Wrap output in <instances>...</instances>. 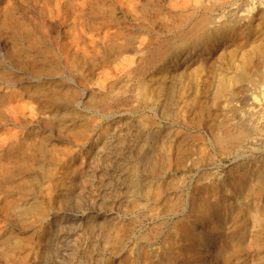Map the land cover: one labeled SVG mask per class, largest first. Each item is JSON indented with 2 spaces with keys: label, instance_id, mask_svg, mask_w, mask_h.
<instances>
[{
  "label": "rangeland",
  "instance_id": "374dc122",
  "mask_svg": "<svg viewBox=\"0 0 264 264\" xmlns=\"http://www.w3.org/2000/svg\"><path fill=\"white\" fill-rule=\"evenodd\" d=\"M0 264H264V0H0Z\"/></svg>",
  "mask_w": 264,
  "mask_h": 264
},
{
  "label": "bare ground",
  "instance_id": "6f19581e",
  "mask_svg": "<svg viewBox=\"0 0 264 264\" xmlns=\"http://www.w3.org/2000/svg\"><path fill=\"white\" fill-rule=\"evenodd\" d=\"M118 1H120L122 4H124V6L126 7V9L128 10V11H132V10H134V5H135V0H118ZM205 2V1H204ZM199 3V2H198ZM207 3V2H206ZM197 4V3H196ZM195 4V6H197ZM200 4H202L201 2H200ZM192 6H194V5H192ZM200 23V22H199ZM79 32L78 33H82V30H78ZM76 31H74V32H70L69 33V37H70V40H71V44L72 45H74V46H76L77 48L78 47H82V48H84L85 46H84V43H82V42H79L78 41V38H77V34H78ZM99 33H101V36H102V38H106L107 37V34H108V28L107 27H102L101 29H100V31H99ZM83 35H85V38H86V42L85 43H87V44H90V45H92L93 44V42L95 41V39H96V35L94 34V33H92V32H83ZM70 45V44H69ZM72 48V47H71ZM78 49H76V51H77ZM66 56H67V54H66ZM118 58H124V57H118ZM126 58H128V57H126ZM124 60V59H123ZM122 60V61H123ZM115 61H119L118 59H115ZM119 63V62H118ZM120 64V63H119ZM124 64V63H123ZM130 66V65H129ZM90 94V93H89ZM88 95V94H87ZM253 98H255V96H253ZM254 107V106H253ZM253 107H251L250 109H247V113H246V115L248 114V119L250 120V115H251V117H253L252 115H254L255 113H257L259 110H256V109H253ZM260 112V111H259ZM77 113V112H76ZM48 114H50V113H48ZM245 114V113H244ZM243 113L242 114H240L239 115V118H243L245 115H244ZM259 114V113H258ZM27 115L31 118V119H35V120H37V121H39L41 118H42V116L39 114V113H36V112H32V111H29L28 113H27ZM51 115H52V113H51ZM59 118V117H58ZM60 119H62V118H60ZM260 119V118H259ZM243 120V119H242ZM262 120V119H261ZM57 124V123H56ZM59 125L60 124H62L61 122H59L58 123ZM245 124H247V126H248V129H254V123H251V124H249V122L247 121V122H245ZM252 124H254V125H252ZM243 125V124H242ZM241 128V127H240ZM246 128V127H245ZM244 128V130H246ZM239 130V129H238ZM240 132V131H239ZM241 133H243V132H241ZM236 134V133H235ZM42 140H44V139H42ZM40 146L42 147L43 146V142L41 141L40 142Z\"/></svg>",
  "mask_w": 264,
  "mask_h": 264
}]
</instances>
